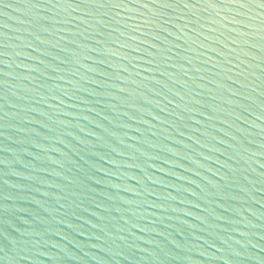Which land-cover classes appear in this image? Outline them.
<instances>
[{
  "label": "water",
  "instance_id": "95a60500",
  "mask_svg": "<svg viewBox=\"0 0 264 264\" xmlns=\"http://www.w3.org/2000/svg\"><path fill=\"white\" fill-rule=\"evenodd\" d=\"M0 264H264V0H0Z\"/></svg>",
  "mask_w": 264,
  "mask_h": 264
}]
</instances>
